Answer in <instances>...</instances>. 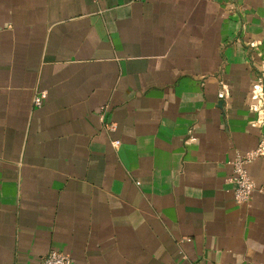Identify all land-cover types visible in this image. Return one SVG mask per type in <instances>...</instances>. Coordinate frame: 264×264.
Returning <instances> with one entry per match:
<instances>
[{"label": "crops", "instance_id": "crops-1", "mask_svg": "<svg viewBox=\"0 0 264 264\" xmlns=\"http://www.w3.org/2000/svg\"><path fill=\"white\" fill-rule=\"evenodd\" d=\"M261 82L264 0H0V264H264Z\"/></svg>", "mask_w": 264, "mask_h": 264}, {"label": "built area", "instance_id": "built-area-1", "mask_svg": "<svg viewBox=\"0 0 264 264\" xmlns=\"http://www.w3.org/2000/svg\"><path fill=\"white\" fill-rule=\"evenodd\" d=\"M264 82H261L255 86L254 94L260 102V108L258 109L259 117L258 123H264ZM45 92H40L35 97V104L40 106L45 98ZM227 96V94H223ZM263 96V97H262ZM119 140H115L114 144L118 145ZM264 155V134L260 140L258 146L247 152H240L230 161L232 167V174L228 176L229 183L234 185V198L238 203L249 205L251 195L256 189V184L251 177L248 165L256 158ZM40 264H73L69 254L60 250H51L46 256H44Z\"/></svg>", "mask_w": 264, "mask_h": 264}]
</instances>
